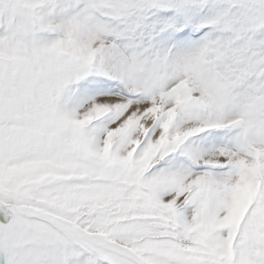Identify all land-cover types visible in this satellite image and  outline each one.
<instances>
[{"label": "snow or ice", "instance_id": "snow-or-ice-1", "mask_svg": "<svg viewBox=\"0 0 264 264\" xmlns=\"http://www.w3.org/2000/svg\"><path fill=\"white\" fill-rule=\"evenodd\" d=\"M0 264H264V0H0Z\"/></svg>", "mask_w": 264, "mask_h": 264}]
</instances>
